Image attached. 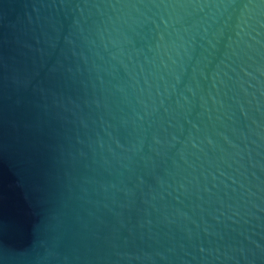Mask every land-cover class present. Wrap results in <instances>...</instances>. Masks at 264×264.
Masks as SVG:
<instances>
[{
	"label": "water",
	"instance_id": "95a60500",
	"mask_svg": "<svg viewBox=\"0 0 264 264\" xmlns=\"http://www.w3.org/2000/svg\"><path fill=\"white\" fill-rule=\"evenodd\" d=\"M0 264H264V0H0Z\"/></svg>",
	"mask_w": 264,
	"mask_h": 264
}]
</instances>
